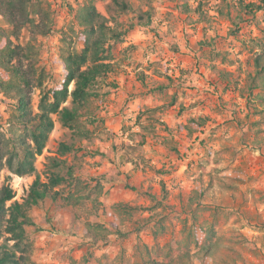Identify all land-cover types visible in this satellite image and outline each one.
<instances>
[{"label":"rangeland","instance_id":"374dc122","mask_svg":"<svg viewBox=\"0 0 264 264\" xmlns=\"http://www.w3.org/2000/svg\"><path fill=\"white\" fill-rule=\"evenodd\" d=\"M44 1L51 6L54 31L33 45L49 74L45 87L52 88L64 77L61 48H82L73 11L89 0ZM93 1L110 17L112 0ZM126 1L134 12L119 18L122 28L136 23L139 14L147 22L149 11L157 32L136 26L114 45L115 72L94 88L92 108L101 121L87 124L93 139L61 157L67 162L61 173L72 167L80 182L56 188V201L46 199L30 211L32 260L145 264L154 249L177 248L189 231L214 225L220 243L209 264H264V113L257 112L259 91L250 94L248 86L258 50L250 40L264 38V10L240 21L238 0ZM31 40L25 28L13 41L25 46ZM39 96L35 89V112ZM11 105L0 94L2 133L9 129ZM199 117L208 118L206 126L189 133L186 126ZM55 119L36 173H1V184L12 177L14 201H23L37 176L47 182L48 158L60 157V143L69 142L68 130ZM197 189L204 195L192 204ZM72 195L70 205L64 199ZM80 196L89 199L81 203ZM96 203L102 205L97 214ZM112 223L122 235L112 232ZM90 224L101 225L106 239L93 245L85 236Z\"/></svg>","mask_w":264,"mask_h":264},{"label":"trees","instance_id":"16d2710c","mask_svg":"<svg viewBox=\"0 0 264 264\" xmlns=\"http://www.w3.org/2000/svg\"><path fill=\"white\" fill-rule=\"evenodd\" d=\"M236 8V6H234ZM239 12L235 19L240 21L264 10V0H238ZM110 17L99 12L93 0L80 4L74 12V23L79 28L78 41L80 50L62 47L59 53L64 70L63 79L55 87L46 88L49 74L36 58L38 50L33 42L37 37H46L54 31V16L51 6L44 0H0V94L12 102L7 133L0 131V178L4 170L18 177L33 176L36 162L42 156L51 134L55 129L56 119L64 129L68 130L69 142H61L58 148L60 157H49V173L47 182L37 176L22 202L14 201L16 193L11 186V176L0 183V264H36L32 260L33 243L27 227L32 226L30 211L38 207L46 199L56 201L61 193L55 191L70 180L80 182L74 175L72 167H68L67 175L61 173L67 162L61 157L78 150V142H90L93 131L88 125L101 121L92 108L97 96L94 88L101 82H107L114 74L113 47L120 43L136 26L151 27L152 17L146 11L148 21L144 22L139 14L136 23L122 28L119 18L134 12L133 4L126 0H112L107 5ZM186 13L192 12L186 8ZM220 10L218 13H223ZM229 19L233 22L231 12ZM29 28L32 43L25 46L15 44L21 32ZM157 32L156 27H151ZM250 42L258 50L253 53L254 72L249 75V92L259 91L257 100L264 113V38H251ZM114 84V83H113ZM164 87H162L163 89ZM40 90L37 111L33 108L34 90ZM208 118L191 119L186 126L189 133H195L206 126ZM100 190L102 185L98 182ZM78 187V184L76 185ZM191 197L192 204L199 203L203 191L197 189ZM73 195L64 200L73 204ZM89 197L80 196L81 203ZM80 202V201H79ZM74 204H77L75 201ZM115 205L112 209L119 207ZM102 205L96 203V214ZM105 212V209H104ZM111 216V211H108ZM113 233L122 235L121 230L112 223ZM101 225H88L85 236L96 245L99 240L106 239L101 232ZM219 241L214 225L200 226L186 235L185 241L177 248H157L149 252L145 264H209L215 259ZM139 264V263H134Z\"/></svg>","mask_w":264,"mask_h":264}]
</instances>
